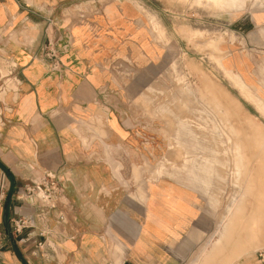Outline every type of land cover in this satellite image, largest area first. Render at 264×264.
I'll return each mask as SVG.
<instances>
[{
	"label": "crops",
	"instance_id": "1",
	"mask_svg": "<svg viewBox=\"0 0 264 264\" xmlns=\"http://www.w3.org/2000/svg\"><path fill=\"white\" fill-rule=\"evenodd\" d=\"M99 1L0 0V264H180L204 218L176 180L128 191L146 155L131 98L156 52L134 4ZM241 1L219 5L241 41L223 59L264 101V57L253 50L264 48V0ZM47 40L58 49L54 69L42 56ZM43 176L62 188L51 210L25 192ZM17 219L29 221L18 233Z\"/></svg>",
	"mask_w": 264,
	"mask_h": 264
},
{
	"label": "rangeland",
	"instance_id": "2",
	"mask_svg": "<svg viewBox=\"0 0 264 264\" xmlns=\"http://www.w3.org/2000/svg\"><path fill=\"white\" fill-rule=\"evenodd\" d=\"M89 1L80 6L89 9ZM124 1L140 11L147 47L156 52L146 87L131 98L146 155L132 166L128 191L142 179L168 178L196 193L204 218L180 264H264V101L223 59L226 44L241 41L219 5L232 8L237 0L99 2ZM253 50L264 57V48Z\"/></svg>",
	"mask_w": 264,
	"mask_h": 264
},
{
	"label": "built area",
	"instance_id": "3",
	"mask_svg": "<svg viewBox=\"0 0 264 264\" xmlns=\"http://www.w3.org/2000/svg\"><path fill=\"white\" fill-rule=\"evenodd\" d=\"M43 58L49 62L51 69L56 68L58 61V49L53 45L51 40H47L42 48ZM61 185L59 180L51 176L40 177L32 186L25 187L27 197L31 202L41 204V208L54 209L61 197ZM4 194V176L0 177V203ZM29 225V221L17 219L12 221L14 232H20L24 227ZM259 256H261L259 254ZM106 264H125L120 259H110Z\"/></svg>",
	"mask_w": 264,
	"mask_h": 264
},
{
	"label": "bare ground",
	"instance_id": "4",
	"mask_svg": "<svg viewBox=\"0 0 264 264\" xmlns=\"http://www.w3.org/2000/svg\"><path fill=\"white\" fill-rule=\"evenodd\" d=\"M219 65H220V64H219ZM221 68H222V67H221ZM237 84H238V83H237ZM238 85H239V84H238ZM238 87H240V88L242 89L243 86H242V85H239ZM230 111H231V110H230ZM237 147H238V146H237ZM237 147H236V149H237ZM234 148H235V147H234ZM238 148H239V147H238ZM238 151H239V149L237 150V153H238ZM235 152H236V151H235ZM235 152H234V153H235ZM237 153H236V154H237ZM238 154H239V153H238ZM241 155L244 156L243 153H242ZM237 156H238V155H237ZM239 157H240V154H239ZM239 157H237V158H239ZM255 158H256V157H255ZM255 158H254V159H255ZM235 159H236V158H235ZM239 159H240V158H239ZM239 159H237V160H239ZM243 159H245V158H243ZM247 159H248V158H247ZM250 160H251V159H250ZM250 160H249V161H250ZM256 160H259L260 163H261V161H262V160L259 159V158L256 159ZM239 161H240V160H239ZM251 161H252V160H251ZM253 162H254V160H253ZM256 162H257V161H256ZM239 163H241V162H239ZM236 164H238V163H236ZM245 164L248 165V163H246V162H245ZM202 165L204 166V164H202ZM255 165H256V167H257V164H256V163H255ZM261 166H262V165H261ZM245 167H246V166H245ZM245 167H244V168H245ZM259 167H260V166H259ZM262 167H263V169H264V166H262ZM202 169H203V168H202ZM255 169H256V168H255ZM260 169H261V168H260ZM247 170H248V169H247ZM250 171H251V170H250ZM257 171H259V170H257ZM260 171H261V170H260ZM263 171H264V170H263ZM263 171H261V172H263ZM207 172H208V171H207ZM247 172H248V171H247ZM251 173H252V172H251ZM254 173H255V172H254ZM263 174H264V173H263ZM263 174L259 173V176H262ZM198 175H199V174H198ZM249 175H250V174H249ZM199 176H200V175H199ZM201 176H202V175H201ZM205 176H206V175H205ZM202 179H203V177H202ZM205 179H206V178H204V181H205ZM263 179H264V178H263ZM200 180H201V178H200ZM251 180H252V179H251ZM261 213H262V212H261ZM260 216H261V215H260ZM253 226H254V225H252V227H253ZM250 227H251V225H250ZM250 227H249V228H250ZM245 236H246L245 239L248 238V239H246V240H248V242H251V240H252L251 238H252L253 236H252V233H251V230H250V229H249L248 234L245 235ZM253 240H254V238H253ZM244 243H246V242L244 241ZM235 248H237V247H235Z\"/></svg>",
	"mask_w": 264,
	"mask_h": 264
}]
</instances>
